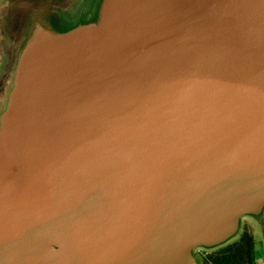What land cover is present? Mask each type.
I'll use <instances>...</instances> for the list:
<instances>
[{"label": "water", "instance_id": "obj_1", "mask_svg": "<svg viewBox=\"0 0 264 264\" xmlns=\"http://www.w3.org/2000/svg\"><path fill=\"white\" fill-rule=\"evenodd\" d=\"M2 1L0 264H201L264 226V0H99L66 29L70 0Z\"/></svg>", "mask_w": 264, "mask_h": 264}, {"label": "rangeland", "instance_id": "obj_2", "mask_svg": "<svg viewBox=\"0 0 264 264\" xmlns=\"http://www.w3.org/2000/svg\"><path fill=\"white\" fill-rule=\"evenodd\" d=\"M99 0H70L69 3H62L59 4L55 10V17L54 19L49 23L51 26L57 28V29H66L68 27H71L73 24L84 21L87 18L93 17L97 8ZM1 4L3 5L0 10V19L4 20L7 18V14L5 15L6 10V2L2 1ZM9 5V4H8ZM8 6V11H10L11 8ZM5 15V16H4ZM4 23V22H3ZM3 23L0 24V53L4 54V50L7 51L8 47L10 46L9 41L6 39L5 36V26L3 29ZM7 46V48L5 47ZM5 47V49H4ZM0 55V74L5 72V65H6V59L5 55ZM1 82H0V88H1ZM264 214V212H263ZM254 220H247L244 219L241 221L240 224V230L238 234L243 230L244 224L248 223V226L251 229L252 237L254 242L261 241L264 244V226L257 221L261 220V217L258 218H252ZM237 234V236H238ZM236 238V237H234ZM264 250V246H263ZM258 253V254H257ZM207 256V255H206ZM256 261L254 260L253 264H262L261 262V256L259 255V252L256 251ZM209 259L204 258L202 264H210L208 262ZM243 264H248L247 261H245Z\"/></svg>", "mask_w": 264, "mask_h": 264}, {"label": "flooded vegetation", "instance_id": "obj_3", "mask_svg": "<svg viewBox=\"0 0 264 264\" xmlns=\"http://www.w3.org/2000/svg\"><path fill=\"white\" fill-rule=\"evenodd\" d=\"M230 245H233L236 249L238 248L236 251V256L238 257L239 261H241V263L239 262V264H243L245 261L248 262V257L245 254L248 246H251L252 248L253 262L254 260L256 261V242H254L253 240L252 232L250 227L248 226V223L244 224L243 230L238 234L236 238L232 239L231 241L214 249L206 250L203 248H198L195 250L194 254L201 260L202 264L204 258H209L211 256H218V258L221 257L223 255L224 248Z\"/></svg>", "mask_w": 264, "mask_h": 264}, {"label": "trees", "instance_id": "obj_4", "mask_svg": "<svg viewBox=\"0 0 264 264\" xmlns=\"http://www.w3.org/2000/svg\"><path fill=\"white\" fill-rule=\"evenodd\" d=\"M237 249L234 248L233 245L227 246L224 248V252L221 257L218 258V256H211L208 258V262H210V264H239L241 261H239L238 257L236 256ZM245 254L248 257V264H253V253L251 246H248Z\"/></svg>", "mask_w": 264, "mask_h": 264}, {"label": "crops", "instance_id": "obj_5", "mask_svg": "<svg viewBox=\"0 0 264 264\" xmlns=\"http://www.w3.org/2000/svg\"><path fill=\"white\" fill-rule=\"evenodd\" d=\"M0 10H1V6H0Z\"/></svg>", "mask_w": 264, "mask_h": 264}]
</instances>
